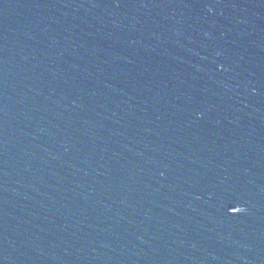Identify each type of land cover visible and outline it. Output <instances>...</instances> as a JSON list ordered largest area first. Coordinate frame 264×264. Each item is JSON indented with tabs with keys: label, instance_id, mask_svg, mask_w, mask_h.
Wrapping results in <instances>:
<instances>
[{
	"label": "water",
	"instance_id": "water-1",
	"mask_svg": "<svg viewBox=\"0 0 264 264\" xmlns=\"http://www.w3.org/2000/svg\"><path fill=\"white\" fill-rule=\"evenodd\" d=\"M0 264H264V0H0Z\"/></svg>",
	"mask_w": 264,
	"mask_h": 264
}]
</instances>
